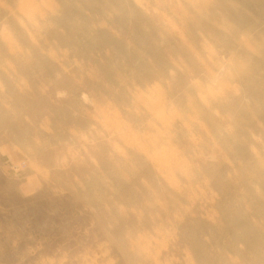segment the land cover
Masks as SVG:
<instances>
[{
	"label": "rangeland",
	"instance_id": "1",
	"mask_svg": "<svg viewBox=\"0 0 264 264\" xmlns=\"http://www.w3.org/2000/svg\"><path fill=\"white\" fill-rule=\"evenodd\" d=\"M0 264H264V0H0Z\"/></svg>",
	"mask_w": 264,
	"mask_h": 264
}]
</instances>
